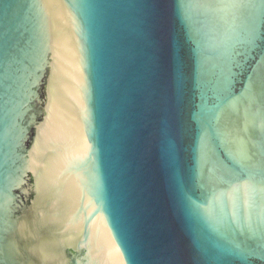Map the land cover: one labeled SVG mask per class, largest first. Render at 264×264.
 Returning <instances> with one entry per match:
<instances>
[{
  "label": "water",
  "instance_id": "1",
  "mask_svg": "<svg viewBox=\"0 0 264 264\" xmlns=\"http://www.w3.org/2000/svg\"><path fill=\"white\" fill-rule=\"evenodd\" d=\"M0 264H264V0H0Z\"/></svg>",
  "mask_w": 264,
  "mask_h": 264
}]
</instances>
